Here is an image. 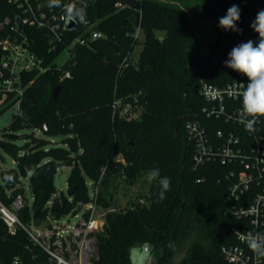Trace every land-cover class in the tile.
Returning <instances> with one entry per match:
<instances>
[{
    "label": "trees",
    "instance_id": "16d2710c",
    "mask_svg": "<svg viewBox=\"0 0 264 264\" xmlns=\"http://www.w3.org/2000/svg\"><path fill=\"white\" fill-rule=\"evenodd\" d=\"M28 1L35 9L40 4L47 17L69 8H63L67 0L55 7L49 6L50 0ZM201 1L204 17L216 21L217 31V40L202 60L193 22L181 0H138L135 8L122 0L77 4L86 10L88 23L77 21V27L65 29L60 40L48 27L30 23L20 32L18 18L26 15V0H0V21L10 18L0 29V40L27 37L45 67L23 72L17 84L22 94L10 92L11 102L0 109L1 116L20 101L10 132L0 138V148L16 162V167L0 171V199L12 207L23 191L18 187L22 178L29 179L32 203L26 201L17 211L26 226H50L93 201L87 184L91 180L93 191L99 187L96 203L108 209L103 230L97 233L93 264H130V247L145 241L159 264H174L182 249L187 253L181 264H231L223 252L235 242L231 228L237 223L225 200L229 183L224 175L229 167L217 162L194 166L186 123L200 119L213 124L202 114L206 101L197 91L203 82L247 80L223 62L234 46L258 41L250 24L264 9V0ZM233 4L241 10L240 32L218 26ZM94 31L101 36L91 37ZM157 31L165 35L161 38ZM79 36L86 42L70 48L69 57L59 64V55ZM139 43L143 48L135 60L132 53ZM8 55L0 45V73L5 76L9 71L3 60ZM66 70L71 77L62 78ZM59 84L62 95L57 102L53 89ZM24 128L38 129L42 135L25 133L27 142L20 145L17 132ZM57 135L64 136L68 149L53 145L51 137ZM73 153L78 154L74 163ZM62 164L72 165L69 181L77 187L71 197L55 195V174ZM154 168L171 180L165 199H158L157 179L141 194L146 202L134 201L123 211L110 209L112 182L122 179L133 185ZM0 264L49 261L23 228L12 234L0 217Z\"/></svg>",
    "mask_w": 264,
    "mask_h": 264
},
{
    "label": "built area",
    "instance_id": "2783aa9c",
    "mask_svg": "<svg viewBox=\"0 0 264 264\" xmlns=\"http://www.w3.org/2000/svg\"><path fill=\"white\" fill-rule=\"evenodd\" d=\"M90 1L67 0L63 8L77 4L85 6ZM26 2V15L21 18L24 24L48 27L53 36L60 40L64 30L68 29L66 23L69 17L66 11L47 17L40 4L38 9H35L28 0ZM118 5H122V2ZM100 36L101 33L98 31L91 34L93 38ZM85 42L83 36L75 38L66 49L68 57L70 48L77 43ZM0 45L9 51V55L3 60V68L9 71V75L5 76L3 71L0 73L2 103L8 99L10 92L22 94V89L17 84L20 83L23 72L33 69L45 70V67L43 58L30 49L27 37L21 41L18 38L14 41L2 39ZM65 77H71L70 70L63 73L62 78ZM247 83L248 81L244 79L224 85L203 82L197 91L206 101L202 107V114L213 121V124L191 119L187 121L186 129L187 138L193 149L195 167H201L208 162H217L229 167L224 175L229 183L225 200L237 223L231 228L235 242L223 248L226 260L231 264H264V257L255 255L247 241L242 239V236L248 233L264 236V117L258 119L255 124L256 130L253 132L247 131L245 125L239 122L242 111L241 93ZM212 95H215L216 99H212ZM17 104L20 107V101ZM215 123H221L222 126L215 127ZM97 194L98 191L93 194L94 200L91 201L96 205ZM23 204L22 196L15 199L12 207L0 199V217L10 233L14 234L19 227L23 228L46 254L49 264H93L97 233L103 230L105 222L97 214L96 205L91 204L85 210L89 212L88 216L82 213L76 226L59 223L60 219H57L53 220L50 226L33 228L26 226L18 216L17 211Z\"/></svg>",
    "mask_w": 264,
    "mask_h": 264
},
{
    "label": "rangeland",
    "instance_id": "374dc122",
    "mask_svg": "<svg viewBox=\"0 0 264 264\" xmlns=\"http://www.w3.org/2000/svg\"><path fill=\"white\" fill-rule=\"evenodd\" d=\"M171 1V0H168ZM185 4V8L187 9L191 20L193 22L195 32L197 35V38L200 43V52L197 54L198 59H203V56H205L208 51L210 50L211 44L214 43L217 40V31H216V21L211 18H205L204 17V7L201 0H181ZM10 23V18L6 17L3 21H0V29L3 28L5 24ZM12 29H16L15 25L11 26ZM157 34L162 38L165 35L164 31H157ZM139 38L141 40H144V34L142 31L138 32ZM143 44L139 43L135 46L132 56L135 60L138 59L140 52L142 51ZM58 63L63 64L66 59L68 58L67 51L64 50L62 54L58 57ZM20 94V92H18ZM11 102L10 98L4 100V102L0 103V109L6 106ZM19 101H17L15 104L10 106L1 116H0V138L5 136L6 133L10 132V125L12 123V120L16 114H18L20 107L18 106ZM35 132L37 135H42V132L38 129H30V128H24L17 132L18 139L17 143L22 145L27 140L24 138L25 133H31ZM51 140L53 142L54 146H59L63 148H69V145L65 143V138L62 135H57L54 137H51ZM82 152V149L80 150ZM78 154L73 153V163L76 161V157ZM14 168L16 167L15 160L3 149L0 148V171L3 168ZM72 165H60L59 169L57 170L55 174V185H56V194L57 196H61L63 194H67L69 187L71 186V182L69 181V175L71 172ZM148 175L145 174L135 182V184H128L126 181L122 179L115 180L112 182L110 186L111 194L113 195L112 198L109 199L112 200L114 203L110 209L117 210V211H123L126 208H128L134 201H140V202H146V199L141 196V194L146 193L153 181L148 180ZM87 184L89 187V190L93 196V194H96L99 190L98 186H95V190L91 188L92 181L87 180ZM19 188H21L23 191L20 195L23 197V202L26 201L30 204L32 203V194L29 186V179L28 178H22L21 184L18 185ZM17 196V197H18ZM52 202V200H51ZM96 205L94 202H89L86 204H80V210H78L76 213H70L64 217H62L59 221V223H68L70 226H76L78 222L80 221V218L82 217V213L88 209L90 205ZM97 208V214L99 215L100 219L105 221V215L107 213V208L103 207L102 205H96ZM33 228H36L35 225H32ZM185 250L184 255L182 256V259L185 258L187 250L182 249L180 253H182ZM177 255V256H178ZM176 256V257H177ZM181 259V260H182ZM178 264V263H177Z\"/></svg>",
    "mask_w": 264,
    "mask_h": 264
},
{
    "label": "clouds",
    "instance_id": "9594fccd",
    "mask_svg": "<svg viewBox=\"0 0 264 264\" xmlns=\"http://www.w3.org/2000/svg\"><path fill=\"white\" fill-rule=\"evenodd\" d=\"M49 6H60V0H50ZM70 20L84 22L86 10L75 6L65 9ZM241 10L233 4L226 11V14L219 19L218 26L225 31L240 32L237 22L240 20ZM250 27L258 34V41L248 40L232 48L228 53V58L223 62L224 66L238 72L247 78L242 96V111L240 113V123L244 124L249 132L255 131V124L258 119L264 117V9L257 12ZM216 99L215 95L211 96ZM148 180H157L160 191L158 199L166 198V193L170 191L171 180L167 176H161L160 170L154 168L150 170ZM248 243L250 250L259 257H264V236L248 233L242 236ZM154 259L152 246L145 241L140 245H133L129 249L130 264H152Z\"/></svg>",
    "mask_w": 264,
    "mask_h": 264
},
{
    "label": "water",
    "instance_id": "95a60500",
    "mask_svg": "<svg viewBox=\"0 0 264 264\" xmlns=\"http://www.w3.org/2000/svg\"><path fill=\"white\" fill-rule=\"evenodd\" d=\"M124 4H126L127 6H130L132 8H135L138 6V0H122ZM24 27V22L21 18H18V30L21 32L22 29ZM66 27L68 29H74L77 27V22L75 20H68L67 23H66ZM61 95H62V86L59 84L57 86L54 87L53 89V97H54V100L55 101H60L61 99ZM76 185H72L69 187L68 189V192H67V195L69 197H71L76 189ZM153 249V247H152ZM185 253V250L180 253L175 259H174V264H177L181 261L182 259V256L184 255ZM156 263V259L154 257L153 261H152V264Z\"/></svg>",
    "mask_w": 264,
    "mask_h": 264
},
{
    "label": "flooded vegetation",
    "instance_id": "af4514ba",
    "mask_svg": "<svg viewBox=\"0 0 264 264\" xmlns=\"http://www.w3.org/2000/svg\"><path fill=\"white\" fill-rule=\"evenodd\" d=\"M152 251H153V249H152ZM153 256L155 257V255H154V252H153ZM155 259H156V263H154V264H159L158 263V260H157V258L155 257ZM182 261H183V259L178 263V264H181L182 263Z\"/></svg>",
    "mask_w": 264,
    "mask_h": 264
}]
</instances>
